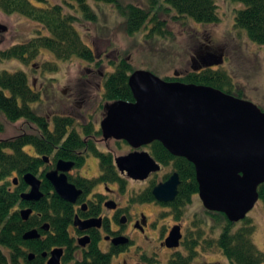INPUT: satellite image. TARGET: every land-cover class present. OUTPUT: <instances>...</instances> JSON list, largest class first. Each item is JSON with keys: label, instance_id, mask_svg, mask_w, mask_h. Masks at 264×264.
Listing matches in <instances>:
<instances>
[{"label": "trees", "instance_id": "trees-1", "mask_svg": "<svg viewBox=\"0 0 264 264\" xmlns=\"http://www.w3.org/2000/svg\"><path fill=\"white\" fill-rule=\"evenodd\" d=\"M88 1L63 0V4H51L49 0H0V11L4 15H19L41 27L29 41L5 50L0 49V63L18 60L27 64L44 50L50 52L58 61L66 62L77 58L94 63L96 54L82 41L75 27L80 18L91 23L97 22V16ZM91 1L114 5L124 18L128 35L139 32L147 22L153 25L151 33L155 31L164 35L167 25L158 16L162 12H175L173 20L189 18L198 24L215 25L220 21L215 0H146L147 8L133 4L122 5L118 0ZM226 1L240 6L234 11V28L244 31L251 42L264 46V0ZM64 6L73 9L77 7L80 17L65 13ZM133 71L135 70L130 63L123 59L112 73L105 76L103 100L106 103L118 100L134 101L128 86V79ZM166 80L211 86L221 91L228 88V94H232L233 90L231 77L225 72L212 69L190 72L185 76ZM40 100V93L29 84L24 71L0 70V115L13 123L24 120L35 126L34 133H21L13 138L0 140V264H44L43 254L55 248L64 249L62 264H111L113 258L124 249L113 248L109 253H104L96 245L97 238L83 252V257L76 259L77 247L71 236L75 208L54 192L45 179V172H40V168L44 166V156L72 161L79 167L84 156L92 154L99 159L102 172L100 177L92 180L69 177L70 182L83 189L84 193L104 182L117 184L124 191L127 180L119 176L111 153H101L96 148L95 141L101 137V132L95 128L93 122L77 126L70 116L54 115L48 119L38 115L31 105ZM26 147L33 149L35 154L27 153L24 150ZM149 150L160 165H172L174 172L181 178L176 199L163 205L170 210L173 221L180 223L186 207L198 194L194 166L184 158L172 156L159 142H154ZM28 173L38 176L42 181L41 191L44 197L38 202L29 203L21 198L28 191V186L23 181V176ZM15 178L18 179L17 185H14ZM152 187L153 184L140 195L132 197L131 203L155 201L151 194ZM258 194L264 207V183L259 186ZM27 207L32 208L34 213L25 221L21 210ZM204 213L214 222L211 228L213 233L215 228L220 229L218 236L202 238L201 231L195 237L190 235L189 238H183L181 246L184 252L177 249L163 264H192L199 254L196 250L198 246L203 252L218 251L230 264H264V252L259 251L252 240L255 225L250 218L231 223L221 213L207 210ZM45 223L50 227L48 232L41 229ZM198 223L206 226L202 220ZM34 228L39 230L41 237L36 240H23V235ZM30 254H34L32 260L28 259ZM143 261L147 264H161L156 257L143 256Z\"/></svg>", "mask_w": 264, "mask_h": 264}, {"label": "rangeland", "instance_id": "rangeland-1", "mask_svg": "<svg viewBox=\"0 0 264 264\" xmlns=\"http://www.w3.org/2000/svg\"><path fill=\"white\" fill-rule=\"evenodd\" d=\"M51 4H63V0H49ZM122 5L133 4L147 8L146 0H118ZM220 21L215 25L198 24L189 18L173 20L175 12L159 13L161 20L166 22L164 35L151 33L153 25L149 22L136 34L128 35L125 31L124 18L120 16L114 5L94 2L88 4L97 16V22L91 23L81 20L75 27L79 31L82 41L96 54L94 63H87L77 58L66 62L58 61L50 52L42 51L36 59L24 64L18 60H9L0 63V70L8 72L24 71L29 84L40 93L41 100L31 107L33 111L50 119L54 115L71 116L76 125L93 122L99 130V124L105 116L107 105L103 100L104 79L112 73L120 60H127L133 70L147 71L162 80L177 78L193 72V60L196 70L205 68L199 61L198 55H212L208 66L212 70L225 72L231 77L233 90L231 95L249 101L264 111V46L251 42L244 31L234 28V11L240 6L226 0H215ZM64 12L80 17L79 9L64 6ZM0 24L7 28L0 32V49L5 50L13 45L25 43L36 36L41 27L35 22L19 15H4L0 11ZM220 64H215L219 62ZM100 64V65H97ZM57 68H56V67ZM55 68V69H54ZM223 92L230 91L223 88ZM2 130L0 140L13 138L21 133H34L35 126L19 120L15 123L8 121L0 115ZM97 140L99 150L111 153L114 157L125 155L133 149L123 142ZM33 154L29 147L24 149ZM140 150L149 151L148 148ZM174 172L172 165L162 167L161 171L152 174L145 181L127 180L126 193L120 191L116 200L121 206L126 205L131 195L140 193L148 187L164 182ZM80 177L92 179L99 176L97 160L90 156L81 168ZM75 176L76 171L73 173ZM108 186L117 188L116 184ZM96 193H104L100 186ZM205 208L198 194L192 198V203L186 207L180 223H175L167 207L156 203L135 205L129 213L144 214L149 224L144 233H128L133 245L126 253L115 256L111 264H147L143 256L156 257L161 264L166 263L173 251L162 246L167 233L174 225H180L184 238L190 235L195 237L203 231L202 238L218 236L220 229H211L214 222L206 217ZM255 225L252 240L256 248L264 252V207L259 200L254 208L247 214ZM134 218V217H132ZM204 221L205 225L198 222ZM75 236V234L73 233ZM201 238V239H202ZM200 239V240H201ZM99 247L106 252L107 245L100 242ZM179 251L184 252L180 246ZM199 252L192 264H230L218 251ZM81 259L80 252L75 253Z\"/></svg>", "mask_w": 264, "mask_h": 264}, {"label": "water", "instance_id": "water-1", "mask_svg": "<svg viewBox=\"0 0 264 264\" xmlns=\"http://www.w3.org/2000/svg\"><path fill=\"white\" fill-rule=\"evenodd\" d=\"M6 31L0 24V32ZM221 62L222 58L215 64ZM128 86L134 101L118 100L107 105L100 122L103 140L124 141L134 150L115 158L119 172L131 180L144 181L160 171V164L148 152L138 151L159 142L172 156L193 164L198 196L205 210L221 213L231 223L245 219L259 201L258 188L264 183V111L217 88L162 80L147 71H133ZM73 166L72 162L58 161L56 169L45 176L56 194L74 205L82 191L66 176ZM23 181L30 191L21 196L22 200L39 201L43 197L41 180L28 173ZM180 183L178 173L173 172L153 187L152 195L157 202H173ZM106 206L114 208L111 202ZM32 213V209H24L21 216L27 221ZM74 226L87 230L100 227V223L75 217ZM42 229L48 230L49 226ZM40 237L38 230L32 229L23 240ZM181 238L180 226H174L163 245L178 248ZM89 242L90 238L84 237L79 245L85 247ZM127 242L125 238L112 241L114 245ZM63 253L62 248L53 249L46 264H60ZM33 258L34 254L28 257Z\"/></svg>", "mask_w": 264, "mask_h": 264}, {"label": "flooded vegetation", "instance_id": "flooded-vegetation-1", "mask_svg": "<svg viewBox=\"0 0 264 264\" xmlns=\"http://www.w3.org/2000/svg\"><path fill=\"white\" fill-rule=\"evenodd\" d=\"M198 58H199V61L200 62H202V64L205 66V68H203V69H200V70H196V66H198V65H196L195 64V60H193V65H192V67L194 68L193 69V72H196V73H198V72H202V71H205V70H207V69H213L214 67H212V66H208L207 64H208V60H210L211 58H212V55H208V56H204V55H198L197 56ZM105 113H106V109H105ZM71 117V116H70ZM105 117V116H104ZM103 117V118H104ZM102 121V120H101ZM81 124H86V123H81ZM94 126H95V124H94ZM99 127H100V124H99ZM99 131H100V128H99ZM101 132V131H100ZM101 137H102V134H101ZM102 140H103V137H102ZM103 141H105V140H103ZM107 141H109V140H107ZM96 142V148L98 149V151L99 152H101V153H106V152H102V151H100L99 150V147L97 146V144L98 143H100V141L99 140H96L95 141ZM118 142H124V141H118ZM126 143V142H125ZM124 143V144H125ZM154 143V142H153ZM152 143V144H153ZM127 144V143H126ZM152 144H150L149 146H146V147H143V148H148L149 149V147L152 145ZM128 145V144H127ZM129 146V145H128ZM130 147V146H129ZM131 148V147H130ZM132 149V148H131ZM140 149H142V148H140ZM140 149H138V151H140V152H142V151H144V150H140ZM33 150V149H32ZM134 151V150H133ZM133 151H131V152H133ZM131 152H129V153H131ZM146 152H148L149 154H150V150L149 151H146ZM109 153V152H108ZM129 153H127V154H129ZM35 154V152L33 151V155ZM127 154H125V155H127ZM112 155V154H111ZM151 155V154H150ZM90 156H92L93 158H95L96 160H97V166H98V169H99V176L98 177H100V175L102 174V172H101V168H100V164H99V159L97 158V157H95L94 155H92V154H88V155H85L84 156V161H83V163H82V165L81 166H76L75 164H74V166H73V168H72V170L71 171H69L68 173H66V176L68 177V180H69V177H73V178H82V177H80V170H81V168L83 167V165H84V163L87 161V159L90 157ZM121 156H124V155H121ZM112 157H113V164H114V166H115V168H116V170H117V172L119 173V176H121L122 178H124L125 180L126 179H129L127 176H126V174H122V173H120L119 172V170H118V168H117V166H116V163H115V158H117V157H120V156H117V157H114L113 155H112ZM43 160H44V166L42 167V168H40V172H45L44 173V176L46 175V173H48V172H51V171H54L55 169H56V167H57V163H58V161H65V162H72V161H66V160H62V159H59V160H55L54 159V157L53 156H44L43 157ZM156 161V160H155ZM157 162V161H156ZM72 163H74V162H72ZM161 166V169H162V165H160ZM161 169H160V171H161ZM74 171H76L77 172V174H76V176L73 174L74 173ZM159 172V171H158ZM158 172H156V173H158ZM156 173H152V174H156ZM151 174V175H152ZM150 175V176H151ZM179 175V174H178ZM36 176V175H35ZM149 176V177H150ZM37 178H38V176H36ZM98 177H95V178H92V179H97ZM148 177V178H149ZM180 177V176H179ZM147 178V179H148ZM169 177H167L166 178V180L168 179ZM39 179V178H38ZM45 179H46V176H45ZM82 179H85V178H82ZM92 179H88V180H92ZM146 179V180H147ZM181 179V178H180ZM47 180V179H46ZM129 180H131V179H129ZM165 180V181H166ZM135 181V180H134ZM145 181V180H144ZM164 181V182H165ZM42 182V181H41ZM49 182V181H48ZM69 182H70V180H69ZM182 182V181H181ZM50 183V182H49ZM70 183H72V182H70ZM162 183V182H161ZM73 184V183H72ZM108 184L109 183H100V184H98V185H96L90 192H88V193H84V190L83 189H80V188H78L75 184V186L78 188V189H80L81 191H82V195L80 196V198L78 199V201H77V203L76 204H71V205H73L74 206V208H75V217H78L81 221H83V222H85V221H89V220H97L98 221V223H100V227H92V228H89V229H87V230H81L79 227H75L74 226V220H75V217H74V220H73V223H72V226H71V236H72V238L74 239V244H75V246L77 247V250H76V253L77 252H80V254H81V256L83 257V252L84 251H86L87 250V248L92 244V242H93V240H94V238H97V247H98V249H100V247H99V243L100 242H105L106 243V245H107V250H106V252H104V251H102L101 249V251L102 252H104V253H109L113 248H123L124 249V251L122 252V254L123 253H126L127 252V250H129V248H130V246H132L133 245V242L130 240V238H129V236H128V233H124V230H126V229H128V228H130V229H132V227H133V232H136V231H141L142 233H144L145 232V230H146V228H147V226H148V224H149V221L147 220V218H146V216L144 215V214H142V215H139L140 217L139 218H137V212H135V213H133V214H131V213H129V211H130V209H131V207L132 206H134L135 207V205H146V204H151V203H156V204H159V205H161V206H163V205H168L169 203H167V204H163V203H160V202H157L156 200H155V198H154V200L155 201H153V202H151V203H142V204H132L131 203V199H132V197H135V196H137V195H140L141 193H143L145 190H147V188L145 189V190H143L142 192H140V193H136V194H134V195H131L130 197H129V199H127V201H126V205H124V206H121V204L119 203V201H117L116 200V195H118L119 194V192L118 191H120L122 194L124 193H126V190H127V187L125 188V190L124 191H122L121 189H120V187L116 184V189L115 188H113V187H110V186H108ZM181 184V183H180ZM15 185V184H14ZM111 185H115V184H111ZM52 186V185H51ZM102 187L103 188V190H104V193H96L95 192V190L98 188V187ZM156 186V185H155ZM180 186V185H179ZM154 187V186H153ZM153 187L151 188V194H152V189H153ZM52 188H53V186H52ZM149 188V187H148ZM40 189H41V187H40ZM53 190H54V188H53ZM178 190H179V188H178ZM30 191V187L28 186V191L27 192H29ZM42 192V191H41ZM54 192H55V190H54ZM43 193V192H42ZM56 193V192H55ZM86 194V195H85ZM43 197H44V193H43ZM42 197V198H43ZM177 197V196H176ZM41 198V199H42ZM40 199V200H41ZM176 199V198H175ZM64 201V200H63ZM36 202H38V201H36ZM112 203L113 205H114V208H112V207H107L106 206V204L107 203ZM29 203H34V202H29ZM68 203V202H67ZM171 203V202H170ZM70 204V203H69ZM28 208H30V207H27V208H25V209H28ZM30 209H32V208H30ZM24 210V209H23ZM33 210V209H32ZM22 211V210H21ZM95 211H97V213L95 212ZM170 211V210H169ZM33 213H34V211H33ZM33 213H32V215H33ZM32 215H30V216H32ZM132 217H134V218H132ZM44 225H48L47 223H45ZM49 226V225H48ZM174 226H180L179 224L178 225H174ZM173 226V227H174ZM50 228V227H49ZM180 228H181V226H180ZM34 229H36V228H34ZM42 229V228H41ZM38 230V229H37ZM43 230V229H42ZM43 231H45V232H48L49 231V229L48 230H43ZM170 231H171V229L169 230V232L167 233V236L165 237V239L163 240V243H164V241L166 240V238L169 236V233H170ZM38 232H39V230H38ZM40 233V232H39ZM73 233L75 234V236L73 235ZM41 235V234H40ZM181 235H182V238H181V240H180V245H179V247L181 246V243H182V241H183V238H184V236H183V234H182V228H181ZM84 237H89L90 238V242L85 246V247H83V246H80L79 245V240L80 239H82V238H84ZM120 239V238H125V239H127L128 240V242H127V244H125V245H114L113 243H112V241L113 240H115V239ZM163 243H162V246L163 247H165L164 245H163ZM178 247V248H179ZM167 248V247H166ZM178 248H175V249H169V250H172L173 252L174 251H176ZM63 249V248H62ZM64 250V249H63ZM52 251V250H51ZM51 251H49V252H47V256L46 257H44L45 258V262H44V264H46V261L48 260V258H49V254H50V252ZM121 254V253H120ZM120 254H118L117 256H119ZM63 256H64V253H63ZM63 256H62V258H63ZM76 257V256H75ZM62 258H61V261H60V264H62ZM77 259V258H76Z\"/></svg>", "mask_w": 264, "mask_h": 264}]
</instances>
